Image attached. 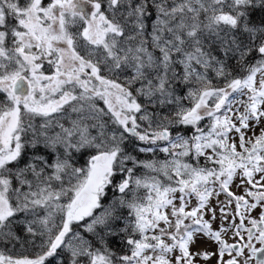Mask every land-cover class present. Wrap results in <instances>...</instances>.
Here are the masks:
<instances>
[{
	"label": "snow or ice",
	"instance_id": "1",
	"mask_svg": "<svg viewBox=\"0 0 264 264\" xmlns=\"http://www.w3.org/2000/svg\"><path fill=\"white\" fill-rule=\"evenodd\" d=\"M213 258L264 264V0H0V264Z\"/></svg>",
	"mask_w": 264,
	"mask_h": 264
},
{
	"label": "rangeland",
	"instance_id": "2",
	"mask_svg": "<svg viewBox=\"0 0 264 264\" xmlns=\"http://www.w3.org/2000/svg\"><path fill=\"white\" fill-rule=\"evenodd\" d=\"M258 131V130H257ZM235 191H238L237 189H233ZM221 199H223V197H221ZM215 245L212 244L211 242H208V241H201L197 246L196 248L197 249H207V250H210V251H215ZM195 250V249H194ZM210 264H216V259L213 258L211 261H209ZM201 264H203V262H201Z\"/></svg>",
	"mask_w": 264,
	"mask_h": 264
},
{
	"label": "trees",
	"instance_id": "3",
	"mask_svg": "<svg viewBox=\"0 0 264 264\" xmlns=\"http://www.w3.org/2000/svg\"><path fill=\"white\" fill-rule=\"evenodd\" d=\"M141 158H143V159H152V158H155V159H160V160H163V159H165V154H163V153H158V154H156V156L155 157H152L151 155H142V157ZM110 195H111V193H110Z\"/></svg>",
	"mask_w": 264,
	"mask_h": 264
},
{
	"label": "flooded vegetation",
	"instance_id": "4",
	"mask_svg": "<svg viewBox=\"0 0 264 264\" xmlns=\"http://www.w3.org/2000/svg\"><path fill=\"white\" fill-rule=\"evenodd\" d=\"M208 264H210V263L208 262Z\"/></svg>",
	"mask_w": 264,
	"mask_h": 264
}]
</instances>
